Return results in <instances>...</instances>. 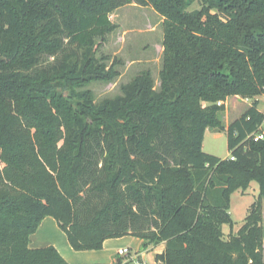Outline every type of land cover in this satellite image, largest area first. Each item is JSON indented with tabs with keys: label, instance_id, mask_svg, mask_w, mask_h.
<instances>
[{
	"label": "trees",
	"instance_id": "obj_1",
	"mask_svg": "<svg viewBox=\"0 0 264 264\" xmlns=\"http://www.w3.org/2000/svg\"><path fill=\"white\" fill-rule=\"evenodd\" d=\"M130 4L163 17L161 91L142 72L97 104L83 89L118 73L95 41ZM261 96L264 0H0V264H70L30 248L47 217L76 252L132 236L165 244L156 264H264ZM228 98L251 106L227 126ZM208 129L228 158L203 152ZM252 182L259 197L225 239L230 197Z\"/></svg>",
	"mask_w": 264,
	"mask_h": 264
},
{
	"label": "rangeland",
	"instance_id": "obj_2",
	"mask_svg": "<svg viewBox=\"0 0 264 264\" xmlns=\"http://www.w3.org/2000/svg\"><path fill=\"white\" fill-rule=\"evenodd\" d=\"M195 8H199L198 3L193 5L192 9ZM110 19L115 25V30L97 38L95 46L97 57L103 61L107 70L112 69L118 73V76L109 82H93L83 90L90 91L95 103L100 104L106 99L123 95L124 86L131 83L142 72H150L154 88L157 92H160V74L164 65L163 17L152 7L130 4L114 11L110 15ZM44 61H47L46 63L52 62L53 58L45 57ZM246 108H248V104L243 100H230L228 107L230 119L226 117V113H223L224 123L238 118ZM259 109L264 110V98L259 104ZM203 152L226 159L230 155L227 136L224 133H214L208 130L204 138ZM259 193V184L252 182L247 190H237L231 195L229 213L233 226L225 225L223 227L225 239L236 235L245 224L248 211L258 199ZM33 241V246H37V249L55 247L70 264H97V262L104 261L103 258H95L96 255L101 256L100 253L74 251L69 244L66 233L59 228L52 217L44 222L43 227ZM141 241V246L136 248L137 244L134 238L124 237L113 240L112 243L116 247V252L119 247H125L130 251L127 257L116 253L115 257L117 259L122 258L125 263L131 261L135 264H152L153 259L155 260L152 257L156 256L153 254L156 248H154L155 246H149L144 249L143 245L146 242ZM143 252H146L144 258L141 255Z\"/></svg>",
	"mask_w": 264,
	"mask_h": 264
},
{
	"label": "crops",
	"instance_id": "obj_3",
	"mask_svg": "<svg viewBox=\"0 0 264 264\" xmlns=\"http://www.w3.org/2000/svg\"><path fill=\"white\" fill-rule=\"evenodd\" d=\"M264 98V96H261V97H259L258 99H259V104H260V102H261V100ZM234 100V99H239V98H228L225 102H224V105H225V107H226V110H225V113H226V117H228V119H230V110L228 109V107H229V102H230V100ZM251 105H248V108L250 107ZM248 108H246V110L248 109ZM258 109H259V106H258ZM245 110V111H246ZM261 112H263L264 113V110H261V109H259ZM244 111V112H245ZM244 112H242V114L244 113ZM242 114H240V116L242 115ZM240 116H238V118L240 117ZM238 118H236V119H238ZM235 119V120H236ZM234 121V120H233ZM233 121H230V120H228L225 124L228 126L231 122H233ZM208 130H210V129H208ZM207 130V131H208ZM261 130L264 132V125H262L261 126ZM207 131H206V133H207ZM211 132H214V133H218V132H216V131H213V130H210ZM230 154V153H229ZM230 156V155H229ZM228 158V157H227ZM49 217H47V218H45L44 220H43V222L41 223V225H40V227L38 228V230H37V232L34 234V235H32V237H31V241H30V248H32V249H37L38 247L36 246H33V240L35 239V236L37 235V233L39 232V230L43 227V224H44V222L48 219ZM55 222H56V220H55ZM57 223V222H56ZM127 237H131V238H134V240H135V242H136V244H137V246H136V248H139V246H141V244H142V241L140 240V239H138V238H135V237H132V236H127ZM113 240H116V239H110V240H107L105 243H104V249L103 250H101V251H91L92 253H100L101 254V256H98V255H96V257L95 258H97V259H99V258H103L104 259V261L103 262H97V264H113V263H115L118 259L115 257V255L116 254H118L119 253V250H122V249H127V248H125V247H119L118 248V250H117V252L115 251V249H116V247H115V245L112 243V241ZM72 248V247H71ZM154 248H156L155 249V251H154V253L153 254H155L156 256L157 255H160V254H162L164 251H165V248H166V246H165V244H160L159 246H156V247H154ZM58 250V249H57ZM58 252H59V250H58ZM105 252H108L107 254L105 253ZM116 253V254H115ZM145 253L146 252H143L141 255L143 256V258L146 256L145 255ZM61 254V253H60ZM150 254H152V253H150ZM150 254H149V256H150ZM94 255V254H93ZM61 256L63 257V254H61ZM95 256V255H94ZM156 256L155 257H152V258H155V260L153 259V262H151L152 264H156ZM151 257V256H150ZM64 258V257H63ZM94 258V257H93ZM66 260V259H65Z\"/></svg>",
	"mask_w": 264,
	"mask_h": 264
},
{
	"label": "built area",
	"instance_id": "obj_4",
	"mask_svg": "<svg viewBox=\"0 0 264 264\" xmlns=\"http://www.w3.org/2000/svg\"><path fill=\"white\" fill-rule=\"evenodd\" d=\"M246 101H249V100H246ZM217 105L222 106V105H224V102L220 101V102H218ZM260 130H261V127H260ZM250 138H252L255 142L264 141V132L261 130V132L251 135ZM118 254L121 256L127 257V256H129L130 251L128 249H122V250H119Z\"/></svg>",
	"mask_w": 264,
	"mask_h": 264
}]
</instances>
